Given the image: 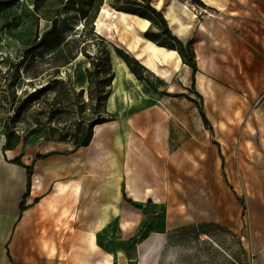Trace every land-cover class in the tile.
<instances>
[{
    "label": "rangeland",
    "instance_id": "1",
    "mask_svg": "<svg viewBox=\"0 0 264 264\" xmlns=\"http://www.w3.org/2000/svg\"><path fill=\"white\" fill-rule=\"evenodd\" d=\"M7 1L11 3L0 12V57L15 58L23 47L21 37L47 28L50 22L41 19L39 25L35 0ZM164 1L189 3L190 13H197L196 20L190 19L192 38L188 40H194L201 55L196 81L201 77L204 84L197 81L196 88L202 97L189 89L192 67L181 64L179 71L172 68L166 77L150 70L158 86L150 100L130 96L132 105L119 114L108 106L112 120L126 125V148L117 146L113 151L106 144L102 152L105 177L119 175L120 202L147 217V230L155 227L166 233L158 264H264V0H223L224 6ZM103 5L113 12L127 4L104 0ZM63 17L65 26L38 53L49 54L82 31L84 15L77 7L65 10ZM111 20L120 23L118 18ZM122 33L132 40L135 37L133 32ZM99 34L106 36L111 55L117 47L134 55L122 43L121 30ZM95 46L91 45V52ZM38 63L50 67L44 61ZM87 63L81 55L62 68L64 73L72 72L78 88L88 86L83 76ZM24 86L32 88L27 79L20 85ZM182 92L197 102L172 95ZM17 134L25 136L23 140L46 135L41 126L28 129L25 122ZM137 161L158 178L143 186L154 188V199L135 200L129 193L127 167L135 169ZM139 241L137 235L125 240L122 249L131 244L130 254L136 253Z\"/></svg>",
    "mask_w": 264,
    "mask_h": 264
},
{
    "label": "crops",
    "instance_id": "2",
    "mask_svg": "<svg viewBox=\"0 0 264 264\" xmlns=\"http://www.w3.org/2000/svg\"><path fill=\"white\" fill-rule=\"evenodd\" d=\"M202 1L208 6L226 3ZM153 4L168 18L174 34L192 38L191 20L196 19L191 9L177 1ZM6 143L0 133V264L141 263L143 241L160 231L147 230V217L120 202L122 179L105 177L102 153L88 157L73 143L45 136L21 139L7 149ZM18 158L21 163L15 162ZM60 181L69 187L61 190ZM160 233L165 244L166 233ZM136 235L141 242L130 254L131 244L122 249L121 242ZM154 256L150 250L148 258Z\"/></svg>",
    "mask_w": 264,
    "mask_h": 264
},
{
    "label": "trees",
    "instance_id": "3",
    "mask_svg": "<svg viewBox=\"0 0 264 264\" xmlns=\"http://www.w3.org/2000/svg\"><path fill=\"white\" fill-rule=\"evenodd\" d=\"M193 1L206 5L202 0ZM10 3L7 0H0V12ZM103 3L104 0L34 1V15L39 25L42 19L50 22V26L42 30L37 28L28 35L22 36L23 47L19 56L0 57V133L7 137L5 149L25 137L17 134L21 123L24 122L28 129L41 126L46 134L45 138L73 143L74 149H77L88 146L92 141L95 125L112 120V113L108 110V99L113 92L116 72L113 68L111 52L106 46L107 38L96 30V19ZM125 4L127 5L120 10L151 19L152 24L144 35L161 46L178 50L183 63L193 70V82L189 89L202 97L196 88L199 66L194 40L185 41L174 34L168 18L150 0H125ZM73 6L84 15L82 31L76 36H70L61 48L49 54L38 53V50L65 26L66 19L63 17V12ZM154 26L157 29H154ZM93 43L96 46L94 52H91L90 47ZM116 51L139 80L158 90V86L149 76L150 68L145 67L137 57L129 55L121 48L117 47ZM81 55L88 59V63L83 68V76L88 86L78 88L74 84L72 72L64 73L62 68L77 62ZM43 61L50 67H41L38 62ZM77 73L81 75L78 70ZM25 79L32 88L20 87ZM166 93L167 90L164 91V94ZM172 95L185 96L197 102L186 92ZM200 113L204 123L209 126V117L202 107ZM41 156L44 154L39 158ZM15 162L21 163V159L18 158ZM32 173L33 168L30 167L29 186H31Z\"/></svg>",
    "mask_w": 264,
    "mask_h": 264
},
{
    "label": "bare ground",
    "instance_id": "4",
    "mask_svg": "<svg viewBox=\"0 0 264 264\" xmlns=\"http://www.w3.org/2000/svg\"><path fill=\"white\" fill-rule=\"evenodd\" d=\"M208 2H217L216 0H206ZM158 5H161L160 3ZM186 9L190 10L189 4L184 5ZM223 9L224 7L221 6ZM170 16L172 17L171 13ZM197 13L192 12L191 18L196 19ZM111 18H118L120 23ZM174 18V17H173ZM151 19L139 16L138 14L129 13L123 10H111L103 5L98 18L96 19L97 32H107L121 30V41L127 43L128 50L134 51V55L141 60V62L156 74L166 77L171 73L172 68L179 71L183 63L182 56L173 48L161 46L156 41L144 35V32L151 26ZM204 27V25H201ZM127 31L134 33L135 37L129 39L126 34L122 33ZM197 57L201 60V55L198 52ZM113 68L116 71V77L113 81L114 90L109 97L108 106L113 111L122 113L124 109H128L131 105V97L138 96L142 99L150 100V97L155 93V90L149 87L148 83L139 80L135 74L127 66L126 62L118 52H112ZM187 65V64H186ZM198 84L203 85L204 81L201 77L198 78ZM126 131L125 123H119L117 120L105 121L97 124L94 127V137L88 146H81L82 153L88 157L99 155L104 151V145H115L118 147L123 146L124 136ZM144 164L137 161L135 169L127 167L128 173V189L130 195L135 200H142V196L146 198L157 197L154 188L147 186L158 178L152 172H147L144 169ZM147 184L145 187H143ZM58 185L61 190L67 189L69 186L65 182L60 181ZM158 202V200H156ZM180 216V215H179ZM164 245V234L155 232L147 240L142 243V255L140 264H155L160 248ZM155 253L154 259L148 258V252ZM151 260V261H150Z\"/></svg>",
    "mask_w": 264,
    "mask_h": 264
},
{
    "label": "water",
    "instance_id": "5",
    "mask_svg": "<svg viewBox=\"0 0 264 264\" xmlns=\"http://www.w3.org/2000/svg\"><path fill=\"white\" fill-rule=\"evenodd\" d=\"M135 56V55H134ZM136 57V56H135ZM139 59V58H138ZM139 61L141 62V60L139 59ZM142 63V62H141ZM143 64V63H142ZM144 65V64H143ZM145 66V65H144ZM146 67V66H145ZM148 68V67H147ZM94 132V131H93ZM94 134H95V132H94Z\"/></svg>",
    "mask_w": 264,
    "mask_h": 264
},
{
    "label": "built area",
    "instance_id": "6",
    "mask_svg": "<svg viewBox=\"0 0 264 264\" xmlns=\"http://www.w3.org/2000/svg\"><path fill=\"white\" fill-rule=\"evenodd\" d=\"M204 11H206V10H204Z\"/></svg>",
    "mask_w": 264,
    "mask_h": 264
}]
</instances>
